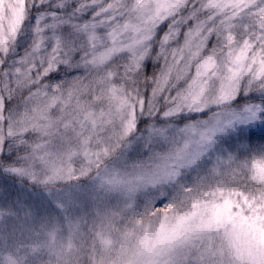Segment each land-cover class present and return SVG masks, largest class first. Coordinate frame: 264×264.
<instances>
[{"label": "snow or ice", "instance_id": "obj_1", "mask_svg": "<svg viewBox=\"0 0 264 264\" xmlns=\"http://www.w3.org/2000/svg\"><path fill=\"white\" fill-rule=\"evenodd\" d=\"M21 210L81 264H264V0H0Z\"/></svg>", "mask_w": 264, "mask_h": 264}, {"label": "rangeland", "instance_id": "obj_2", "mask_svg": "<svg viewBox=\"0 0 264 264\" xmlns=\"http://www.w3.org/2000/svg\"><path fill=\"white\" fill-rule=\"evenodd\" d=\"M48 221L43 212L39 217L35 213L28 216L24 210L0 215V236L13 248L11 259L16 264H81L82 257L60 255L68 237L49 227ZM51 221L55 224V217Z\"/></svg>", "mask_w": 264, "mask_h": 264}]
</instances>
